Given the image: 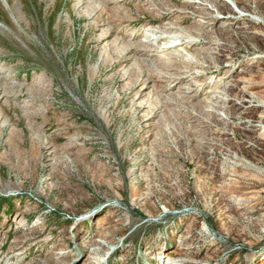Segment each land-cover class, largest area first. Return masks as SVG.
Wrapping results in <instances>:
<instances>
[{"label":"rangeland","instance_id":"rangeland-1","mask_svg":"<svg viewBox=\"0 0 264 264\" xmlns=\"http://www.w3.org/2000/svg\"><path fill=\"white\" fill-rule=\"evenodd\" d=\"M0 264H264V0H0Z\"/></svg>","mask_w":264,"mask_h":264},{"label":"bare ground","instance_id":"bare-ground-1","mask_svg":"<svg viewBox=\"0 0 264 264\" xmlns=\"http://www.w3.org/2000/svg\"><path fill=\"white\" fill-rule=\"evenodd\" d=\"M105 10V9H104ZM103 12V11H102ZM106 12V11H105ZM170 16V13L169 14H167L166 15V17H169ZM114 20V19H113ZM112 21V20H111ZM110 22V21H109ZM169 43H172V42H169ZM192 43V42H191ZM190 43V44H191ZM179 45H182V44H179V42L177 41L176 42V44L173 46V47H177V46H179ZM136 52L137 50L136 49H132L129 53H132V52ZM128 61V59H127V57H126V54L124 55V57H122V59H120V60H118L115 64H114V67L116 68V67H118V66H120L122 63H124V62H127ZM99 261H101V260H99Z\"/></svg>","mask_w":264,"mask_h":264}]
</instances>
